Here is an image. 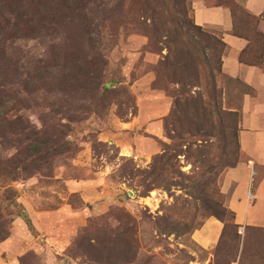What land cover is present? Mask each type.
Listing matches in <instances>:
<instances>
[{"label": "rangeland", "instance_id": "374dc122", "mask_svg": "<svg viewBox=\"0 0 264 264\" xmlns=\"http://www.w3.org/2000/svg\"><path fill=\"white\" fill-rule=\"evenodd\" d=\"M57 15L54 33L12 45L0 131L28 128L0 133V156L28 136L45 159L1 185L30 222L13 207L0 264H264V227H234L228 207L246 88L217 71L191 0H70ZM40 58L56 63L44 80ZM209 217L223 230L204 249L191 233Z\"/></svg>", "mask_w": 264, "mask_h": 264}, {"label": "trees", "instance_id": "16d2710c", "mask_svg": "<svg viewBox=\"0 0 264 264\" xmlns=\"http://www.w3.org/2000/svg\"><path fill=\"white\" fill-rule=\"evenodd\" d=\"M69 2L70 0H0V108L3 107L4 101L7 103V101L14 98L9 92L11 90L9 86L11 80H8V77L9 75L13 76L14 74H18V61L13 57L14 48L12 45L21 40L37 39L45 35L43 31H49L47 35L54 33L56 29L55 20L59 17L57 15L58 10L62 6L69 5ZM216 4L226 5L232 10L234 16L233 33L250 41V45L240 52L239 60L247 64L257 65L264 70V34L256 29L259 19H264V12L259 16L251 15L241 4L233 5L229 0L218 1ZM238 12L242 13L244 17L242 20H240ZM194 26L197 30L206 33L210 42V45L207 46L208 48H217L216 59L219 64L217 71L221 73V56L225 50V43L222 41L221 36L216 32L212 35L205 30L204 27L195 24ZM50 57L51 56H49L48 59H50ZM48 61L49 60H44L42 58L38 60L39 63L36 69L48 73L44 76L37 75L38 80H44L46 77L49 78L51 74L54 73H51V69L56 66V63ZM26 91L29 92V90ZM5 110L6 108L3 110L0 109L1 128L7 127L9 123ZM8 111H10V109H8ZM27 128L28 127L19 125L16 121L10 119V128L6 131H0V133L9 132L13 135L23 136L25 134L27 135ZM43 136H46V138L43 139L41 145L46 146V151H48L46 155L52 157L64 151L63 149H65V147L63 146L61 150V145L53 144L47 146V144L54 141V134L44 133ZM27 140L25 144L19 143L20 145H17L16 151L8 158H2L0 156V239L9 234V223L12 221L10 215L12 214L13 207H19L18 210L15 211L16 215L30 222L22 206L17 202L18 192L16 189L9 186L3 188L1 186L17 180L16 175H14V173H16L15 171L21 169L25 170L27 167L32 168V164L36 165L37 160L45 159L44 156H42L41 150H34V148H32L33 143L40 145L42 140H39L37 137L30 138L28 136ZM52 147L55 148L51 150ZM23 152L25 153L23 157L20 158ZM232 220L233 226L238 227V224L234 222L233 212Z\"/></svg>", "mask_w": 264, "mask_h": 264}, {"label": "crops", "instance_id": "0c3cea01", "mask_svg": "<svg viewBox=\"0 0 264 264\" xmlns=\"http://www.w3.org/2000/svg\"><path fill=\"white\" fill-rule=\"evenodd\" d=\"M236 1L251 15L259 16L264 12V0ZM191 4L194 24L213 29L225 43L221 73L246 88L241 94L237 132L245 161L227 171L228 177L234 180L228 207L238 226L264 227V70L239 60L240 52L250 41L233 33L234 16L228 6L207 0H191ZM256 29L264 34L263 18L259 19ZM222 230L223 222L209 217L192 231L191 238L200 247L209 249L219 241Z\"/></svg>", "mask_w": 264, "mask_h": 264}, {"label": "built area", "instance_id": "2783aa9c", "mask_svg": "<svg viewBox=\"0 0 264 264\" xmlns=\"http://www.w3.org/2000/svg\"><path fill=\"white\" fill-rule=\"evenodd\" d=\"M248 164L252 165L251 161H248ZM253 173V171H251ZM248 196H251L250 192L248 193ZM239 234H243V228L238 229Z\"/></svg>", "mask_w": 264, "mask_h": 264}]
</instances>
